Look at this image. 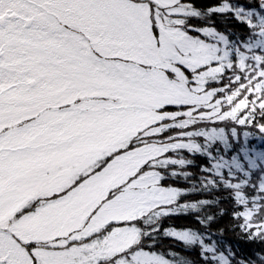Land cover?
<instances>
[{"label": "snow or ice", "instance_id": "obj_1", "mask_svg": "<svg viewBox=\"0 0 264 264\" xmlns=\"http://www.w3.org/2000/svg\"><path fill=\"white\" fill-rule=\"evenodd\" d=\"M258 145L264 0H0V264H264Z\"/></svg>", "mask_w": 264, "mask_h": 264}, {"label": "trees", "instance_id": "obj_2", "mask_svg": "<svg viewBox=\"0 0 264 264\" xmlns=\"http://www.w3.org/2000/svg\"><path fill=\"white\" fill-rule=\"evenodd\" d=\"M193 2L199 6V5L211 3L212 0H193ZM250 143H256V142L253 140V141H250ZM258 147H264V145H258ZM173 223L176 227H184V226H191L192 225L191 219L190 218H184V217L177 218L175 221H173ZM166 224H167V222H166ZM175 250L178 252L182 251L179 247H177ZM182 254L187 255V253H182Z\"/></svg>", "mask_w": 264, "mask_h": 264}]
</instances>
